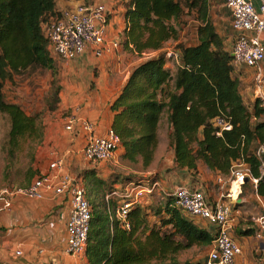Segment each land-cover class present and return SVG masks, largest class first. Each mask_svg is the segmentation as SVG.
Instances as JSON below:
<instances>
[{"label": "trees", "instance_id": "1", "mask_svg": "<svg viewBox=\"0 0 264 264\" xmlns=\"http://www.w3.org/2000/svg\"><path fill=\"white\" fill-rule=\"evenodd\" d=\"M55 1L0 0V115L8 123L0 147L5 154L4 176L22 145H39L43 125L20 105L6 102L2 88L29 69L55 73L45 35L49 22L58 15ZM116 1L124 6L119 44L140 58L147 56L131 69L109 107L111 130L123 150L121 158L132 164L140 162L142 169L149 167L165 119L167 142L177 168L195 177L201 163L212 173L229 176L232 165L241 161L257 180L255 194L264 200V170L254 155L256 146L264 142V105L257 97L246 105L233 57L209 19L208 0ZM186 16L198 22L193 46L179 41ZM168 42H176L173 55L179 62L172 70L165 68ZM60 90L55 86V96ZM217 118L226 121L230 130L220 131ZM130 178L121 180L119 190ZM139 181L144 179L133 182ZM80 183L91 209L86 264H192L180 262L178 255L210 246L211 236L175 207L170 196L165 204L154 199L147 207L134 202L127 215V229L117 215L113 197L105 198L119 190L106 187L93 170L85 171ZM150 215L153 221L148 220Z\"/></svg>", "mask_w": 264, "mask_h": 264}, {"label": "crops", "instance_id": "2", "mask_svg": "<svg viewBox=\"0 0 264 264\" xmlns=\"http://www.w3.org/2000/svg\"><path fill=\"white\" fill-rule=\"evenodd\" d=\"M82 1L87 5L105 6L108 16L106 38L109 41L121 40L124 29V6L116 0ZM253 1L258 5L257 0ZM72 5L74 2L68 0L55 1L56 10ZM208 15L225 50L231 53L235 32L231 28L230 12L224 6V0H208ZM197 25L198 22L193 16H186V24L180 31L179 41L186 46L195 45ZM262 41L264 44V38ZM175 44L176 42L173 44L168 42L164 48L168 57L165 68L171 70L175 64H179L177 55H173ZM170 45L172 46L169 47ZM169 56L173 57L169 59ZM145 58L147 56L140 58L121 46L117 53L105 54L100 58L94 57L91 50L87 49L66 63L64 73L68 79L61 85L58 115L55 120L48 122V126L43 124L41 141L33 152L32 162L24 169L16 166L11 174L14 178L6 177L3 181L5 189L26 187L40 175L51 178L68 175L80 181L82 174L88 170H93L106 187L109 188L111 185L117 190L122 186L121 180L126 177L131 178L125 180L127 184L123 190L129 183L139 178L157 180L162 192H154L153 196L142 199L141 202L146 207L159 195L164 196L161 199L165 201L162 204H165L167 196L180 185L201 190L210 202L216 201L221 194L226 195L230 188L233 189L229 183V176L212 173L201 163L197 165L198 174L195 177L185 169L177 168L173 163V152L168 146L167 137L164 141L159 132V143L153 161L149 167L142 169L140 162L132 164L121 158L123 153L121 147L117 149L111 161L86 160L82 152L86 132L78 124L73 126L72 131L65 130L67 119L61 115L74 114L80 120L92 123L94 135L105 136L111 130L113 113L110 111V104L118 96L131 69ZM260 69L264 76V60L260 64ZM235 70L239 73L240 93L243 99H255L258 95L263 97L257 83L252 84V81H255V69L235 65ZM56 160H62V165L50 169L49 165ZM255 186L249 180L239 194L226 198L233 210L231 235L241 248V253L236 256L233 264H256L261 255L260 244L254 237L253 230L257 217L264 210V200L255 194ZM4 187L0 189V264L77 263L75 258L65 252L66 222L70 213L69 198L57 196L52 191L43 192L41 199H29L19 195L7 197L1 194ZM123 190L113 191L115 195L106 194L105 198L112 196L119 208L123 202ZM6 202H9V206H6ZM234 204L238 206H233ZM188 219L211 236L212 227L206 221L191 217ZM148 220L153 221L154 217L150 215ZM209 248L210 246L206 248L207 252L201 255H195L193 252L184 254L191 249L183 251L178 255V260L201 264L205 261Z\"/></svg>", "mask_w": 264, "mask_h": 264}, {"label": "built area", "instance_id": "3", "mask_svg": "<svg viewBox=\"0 0 264 264\" xmlns=\"http://www.w3.org/2000/svg\"><path fill=\"white\" fill-rule=\"evenodd\" d=\"M68 1L74 2V5L58 10L57 17L51 20L45 29L48 48L54 58L68 63L87 49H90L96 58L117 53L121 49L118 41H109L106 38L108 16L105 6L87 5L82 0ZM257 1L258 5L253 0H224V6L230 12L231 28L235 32L231 47L233 63L255 69V82L261 88L264 83L260 69V64L264 60L262 41L264 0ZM66 119V131H72L73 126L78 124L86 132L82 151L86 160L108 162L115 157L119 139L112 130H109L105 136H96L93 133L92 123L82 121L74 114H68ZM216 126L220 131L231 128L221 118L216 119ZM254 155L260 162V169L264 170V142L257 145ZM61 165L62 160H56L49 165V168L56 169ZM246 179L257 184V180L250 176L248 166L241 161L235 162L229 172V183L231 187L237 186V194L241 192ZM231 190L232 188L226 195L221 194L214 202L208 201L201 190L184 185L177 186L170 193L175 207L188 217L204 220L212 227L210 248L205 261L201 264H233L236 256L241 253L239 244L231 235L233 210L231 204L226 201V198L233 195ZM45 191H52L57 196L69 198L70 213L66 222L65 252L77 260L75 264H84L91 209L79 180L68 175L59 178L40 175L26 187L6 188L1 194L7 197L19 195L29 199H41ZM154 192H162V190L159 182L152 179L132 182L125 187L122 194L123 202L117 210V215L123 221L125 228H129L126 219L132 204L140 202ZM6 206H9V202H6ZM253 235L261 249L256 264H264V210L255 221Z\"/></svg>", "mask_w": 264, "mask_h": 264}, {"label": "rangeland", "instance_id": "4", "mask_svg": "<svg viewBox=\"0 0 264 264\" xmlns=\"http://www.w3.org/2000/svg\"><path fill=\"white\" fill-rule=\"evenodd\" d=\"M170 45L169 47H171ZM53 64L55 67V73L52 74L48 70H27L20 75L14 76L10 82H6L2 88V93L4 100L6 102L14 103L20 105L23 110L28 115L36 116L38 122L41 124H47L52 122L58 115V106L60 104L59 94L62 90L63 83L68 79V76L64 73V68L66 63L58 60L57 58H52ZM130 74V73H129ZM255 81H252L254 84ZM60 86L61 90L57 96H55V86ZM245 96V95H244ZM258 95L257 98H260L262 104L264 105V95L262 93ZM246 105L252 102L251 98L244 99ZM62 114V113H61ZM1 116V115H0ZM67 116L65 113L61 117ZM44 129V126H42ZM8 131V123L4 122V118L0 117V147L4 141V133ZM159 133L163 136V140L166 141L167 137V126L163 120L160 127ZM37 147V146H36ZM35 145H30L29 143L24 144L20 148V153L16 155L12 160V167L8 175L4 176L3 169L5 165L4 156L5 154L0 150V189H2L3 181L6 177L14 178L11 174L16 166L24 169L26 165L30 164V156L33 154V148H36ZM10 174V175H9ZM121 179V178H120ZM5 189V187H4ZM163 195L155 196L154 200L162 201ZM166 199H169L168 197ZM168 201V200H167ZM192 250V251H191ZM190 251H186L184 254H191L192 252L195 255H201L206 253V249L202 248H192Z\"/></svg>", "mask_w": 264, "mask_h": 264}, {"label": "bare ground", "instance_id": "5", "mask_svg": "<svg viewBox=\"0 0 264 264\" xmlns=\"http://www.w3.org/2000/svg\"><path fill=\"white\" fill-rule=\"evenodd\" d=\"M232 193L234 194V196L237 194V186L236 185H233Z\"/></svg>", "mask_w": 264, "mask_h": 264}, {"label": "water", "instance_id": "6", "mask_svg": "<svg viewBox=\"0 0 264 264\" xmlns=\"http://www.w3.org/2000/svg\"><path fill=\"white\" fill-rule=\"evenodd\" d=\"M261 90H262V93L264 94V83L262 84ZM246 182H248V179L245 180V183Z\"/></svg>", "mask_w": 264, "mask_h": 264}]
</instances>
